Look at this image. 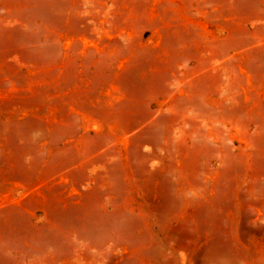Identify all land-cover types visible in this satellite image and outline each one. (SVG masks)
<instances>
[{
    "label": "rangeland",
    "instance_id": "obj_1",
    "mask_svg": "<svg viewBox=\"0 0 264 264\" xmlns=\"http://www.w3.org/2000/svg\"><path fill=\"white\" fill-rule=\"evenodd\" d=\"M0 264H264V0H0Z\"/></svg>",
    "mask_w": 264,
    "mask_h": 264
}]
</instances>
